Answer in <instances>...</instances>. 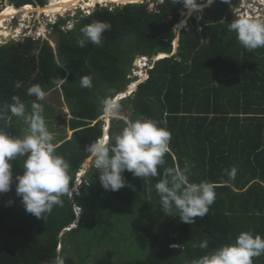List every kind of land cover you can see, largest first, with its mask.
<instances>
[{
    "label": "trees",
    "instance_id": "obj_1",
    "mask_svg": "<svg viewBox=\"0 0 264 264\" xmlns=\"http://www.w3.org/2000/svg\"><path fill=\"white\" fill-rule=\"evenodd\" d=\"M1 1L16 7L43 8L50 3ZM183 10H190L183 0H164L152 8L138 3L98 8L90 15L79 13L75 27L67 32L61 26L72 18L60 19L53 27V44L30 37L0 46V102L11 103L14 95L23 103L35 100L26 94L33 84L46 95L62 91L72 134L56 152L70 163L75 183L87 162L86 146L104 134L101 98L110 89L119 94L127 90L137 56L171 55ZM235 16L229 2L215 0L199 22L201 33L193 19L189 31L181 32L177 54L157 61L149 78L120 101L130 106L131 119L152 118L171 132L170 152L159 172L188 162L193 181L216 185L209 213L192 225L182 223L161 211L154 187L159 177L144 179L125 171L127 186L112 192L101 186L99 172L92 167L74 203L65 195L63 207L55 206L45 219H38L26 212L13 184L0 195V264H51L58 254L66 264H117L115 246L118 238L125 242L130 223H137L130 232L143 234L149 250L145 258L122 264H191L205 252L234 242L242 231L264 237V48L250 51L239 43L236 33L228 30ZM96 21L111 24L101 45L80 47V29ZM85 75L92 76L90 89L80 86ZM13 117L9 114L0 127L16 136ZM125 118L112 121L110 143L125 126ZM22 159L11 161L14 179L23 174ZM232 167L237 170L234 180L225 171ZM77 206L81 223L71 228ZM205 238L209 247L201 250L197 245ZM173 244L182 248H172ZM103 246L104 252L98 253ZM253 264H264V255L254 257Z\"/></svg>",
    "mask_w": 264,
    "mask_h": 264
},
{
    "label": "clouds",
    "instance_id": "obj_2",
    "mask_svg": "<svg viewBox=\"0 0 264 264\" xmlns=\"http://www.w3.org/2000/svg\"><path fill=\"white\" fill-rule=\"evenodd\" d=\"M251 1L252 6L242 10L258 9L263 14L264 1ZM156 2L151 4L154 6ZM172 3H177V0H172ZM183 3L190 10L199 7L196 0H183ZM212 3L213 0H207L208 5ZM140 5L146 4L143 2ZM57 23L58 21H52V24L48 25L49 28L43 32L51 35ZM110 28L111 24L104 21L85 25L80 29L81 38L77 43L80 47L88 43L101 45L103 33ZM228 30L236 33L237 40L245 49L251 51L264 48V18L238 15L228 24ZM39 32H42V29L32 30V34ZM20 35L21 33L19 37ZM11 40L18 42L16 38ZM177 47L174 48L172 55L166 54V57L177 54ZM161 54L152 56L151 60L149 56H142L141 58L148 59L145 67L154 68L157 61L166 58ZM141 58H138L137 62ZM61 82L54 81V83ZM80 86L92 88V76H82ZM26 94L35 97L30 112L26 110L25 103L19 96H12L11 103L0 102V121H6L11 114L23 118L28 126L27 133L19 136H12L5 131V128L0 127V195L9 192L15 184L16 194L21 197L26 212L38 219H45L46 214L51 213L55 206L63 207V196L67 195L70 198L73 196L76 184L70 175V163L62 155L57 154L55 136L46 125L43 115L44 106L40 103L45 100L46 92L39 84H33L27 88ZM126 97L110 89L109 94L100 100L102 113L110 119L120 118L122 115L120 101ZM171 139V132L155 119L144 116L136 119L125 118V126L118 135L111 138V143L109 130L104 129L101 138L86 146L88 153L86 159L90 166L99 172L101 186L106 191L117 192L127 186L123 175L125 171L144 179L159 177L154 187L159 196L161 211L164 215L178 217L182 223L192 225L197 217L203 218L209 213L210 206L216 199V185L206 180L193 181L192 166L188 162L182 167L177 164L163 168L162 173L158 171V167L165 164V154L170 152ZM17 158H23V174L16 175L14 179L11 161ZM225 171L230 180L235 179L237 171L235 167ZM70 182L73 183L71 188ZM8 203L11 204L12 201ZM77 207L80 213L81 209ZM197 246L201 250L208 249L209 240L205 238ZM171 247L182 248V245L173 244ZM57 251L59 253V249ZM261 255H264V237L250 231H242L234 242L205 252L202 256L193 259L191 264H253V258ZM51 264H66L65 257L58 254Z\"/></svg>",
    "mask_w": 264,
    "mask_h": 264
},
{
    "label": "rangeland",
    "instance_id": "obj_3",
    "mask_svg": "<svg viewBox=\"0 0 264 264\" xmlns=\"http://www.w3.org/2000/svg\"><path fill=\"white\" fill-rule=\"evenodd\" d=\"M59 1L61 2L62 0H59ZM253 1L254 2L255 1L260 2V0H253ZM152 2L158 3L160 1L159 0H145L144 4H147L148 8H152V6H153L151 4ZM137 3H139V2H137ZM99 4H101V5H99ZM205 4H207V1H206ZM205 4L203 3V4H200V5L203 6ZM253 4H255V3H253ZM7 5L8 6H12L14 8H21V7L14 6L15 4L14 5L13 4H8L7 1L3 2V1L0 0V11L5 9L6 7H8ZM28 6H32L34 9L41 8V6H37V5L36 6H34V5L25 6L24 5L22 7H28ZM208 6L211 7L212 4L211 5H207V8H209ZM229 6H230L233 14L238 16V15H240L239 12L242 9H247L249 6H252V1L251 0H230ZM104 7L109 8V9H114L117 6H115L114 4H111V3L108 4V3L99 2L94 8L80 7V8H78V10H75V11L73 10L72 12L68 11L65 14H50V15H47L45 13L34 12L33 14L31 13V16L29 15L23 21H20V20L17 21L16 19H14L10 23L9 26H10V28L13 27V26L22 28L20 37L19 36L17 37V41L19 43H21V40L23 39L24 35H27L29 32L32 33V30L33 31H39V29H42V32H43V31H45V30H47L49 28L48 25L52 24V21L53 22H55V21L57 22L60 19L65 20V19H68V17H71L72 19L69 22L67 21V23L64 24L63 26H61V29H63V31H65V32H67L69 30H72L75 27L76 23H77V20H78L77 17H78L79 13H82V16H86L85 12H87V10L91 11V13H92L96 9L104 8ZM118 7H121V6H118ZM203 9H204V7L203 8L200 7L198 9H196V11L203 10ZM204 12L205 11H202V12H200V13H198L196 15L195 11H193L192 13H190V10L187 11V13L184 10L182 11V20H181V22L178 23L179 24L178 25L179 30L176 29L177 25L175 26V30H176V33H177V38H176V41H175V47L178 46V40H179V38L181 36L182 30L185 29V31H189V29L194 25L193 19H195V25L197 26V30L199 31V33H201V27H200L199 22L202 19ZM42 14L46 15L47 17L43 16ZM75 14H76V16L74 17ZM58 15H60V16H58ZM73 18H76V19H73ZM20 26H23V27H20ZM19 28H17V29H19ZM33 34H35V33H33ZM45 34H46V37L44 39L43 38H37V39L41 40V42L49 40L50 43L53 44L52 42H53V39L55 37L53 35V33L51 35H49L47 33H45ZM11 41H13V40H11ZM0 46H3V44L1 43ZM173 47H174V45H173ZM173 51H174V49H173ZM34 53H37V51L35 50ZM172 53H171V55H172ZM174 54L176 55V53H174ZM141 57L142 56H137L136 59L134 60L133 67L130 70V73H129L128 77H127L132 82H130L128 84L127 90L124 93H121L122 97H124V95L129 97V95H131L133 92H135L137 90L138 86L141 83L145 82L149 78L148 70L149 69H153V68L152 67H145L146 64H147L148 59L145 60L144 58H141ZM138 58H141V60H139L140 62L139 61L137 62ZM149 58L151 60V57H149ZM157 58L158 57H156V59ZM136 62H137V64H136ZM138 76L140 78H138ZM32 102L33 101L25 102L26 110L29 111V112L31 110V103ZM40 103H42L43 106H44L43 115H44L48 130L51 133L54 134V136H55L54 144L56 146H58L64 140L70 138V136L72 134V132L69 129V126H68V120L70 118V112L67 109V106H66V104L64 102V96L62 94V91L60 89L53 90L52 92H50L45 97V100L44 101H40ZM122 103L123 102H121L122 115H121L120 118H124V117L130 118V112H131L130 106H128V105L125 106ZM107 118L108 117H106L104 115L101 118V120L105 121V128L104 129L108 128V130H110L112 121H113V123L117 122V119H115V118H111L110 119L109 118L110 120L108 121ZM12 119H13V121H12L11 125H12L13 129L15 131L19 130V134H17L16 136L26 134L27 131H28V126L24 122L23 118L14 116ZM82 168L83 169L80 170L77 173V176H76V179H75L76 191L73 193V196L70 198L72 203L75 202V200H74L75 196L81 194V188L85 184V177L89 173L90 168H92V167L90 166V164L87 161L82 166ZM76 210H77V214H78L77 221H76L75 225H73L71 228L76 227V226L79 225V223H81L82 211H80V213H79V208L78 207H76ZM135 226L137 227V223H130L129 226H126L127 228H126L125 231L126 232L129 231V233H127L125 235V237H126L125 242H122L123 241L122 238H118L119 241L116 243V246H115L116 254L113 257V260L117 264L130 262L131 260H135L137 258H145L146 254H147V252L149 250L148 241L144 237L143 234H141L139 232H135V231L130 232L131 229L133 227H135ZM121 230H123V229H121ZM61 248H62V245H59V247H58L59 251H60ZM105 249H106V247L103 246L102 248H97L96 251L98 253H103ZM88 264H91V262H88Z\"/></svg>",
    "mask_w": 264,
    "mask_h": 264
},
{
    "label": "bare ground",
    "instance_id": "obj_4",
    "mask_svg": "<svg viewBox=\"0 0 264 264\" xmlns=\"http://www.w3.org/2000/svg\"><path fill=\"white\" fill-rule=\"evenodd\" d=\"M141 1L142 0H62L60 2L59 0H51L49 5L46 7L44 6V8L41 7L34 9L32 6L14 8L12 6H8L5 9H3L2 12L0 13V44L1 43L4 44L6 41L11 40L12 38L17 39V37L21 33L22 28H19V31H16L14 28L10 29L9 25L14 19L23 21L29 15L31 16V13L33 14L34 12L45 13L47 15L65 14L68 11L72 12L73 10L74 11L78 10V8L80 7L94 8L99 2L108 3V4L111 3L114 4L115 6H124L130 3L136 4L137 2H141ZM214 1L215 0H213V3ZM27 5H31V4H27ZM207 5L199 6L198 8L204 7V9H207ZM193 11H196V9L190 10V13H192ZM161 55L162 57L167 56L166 54H161ZM125 96L126 95H124V97ZM107 119L108 121L110 120L109 118Z\"/></svg>",
    "mask_w": 264,
    "mask_h": 264
},
{
    "label": "built area",
    "instance_id": "obj_5",
    "mask_svg": "<svg viewBox=\"0 0 264 264\" xmlns=\"http://www.w3.org/2000/svg\"><path fill=\"white\" fill-rule=\"evenodd\" d=\"M159 1L163 2L164 0H159ZM143 2H145V0H143ZM142 3H140V4H142ZM85 14L90 15L91 11L87 10V12H85ZM239 14L240 15H249V16H253L256 18H264V13L263 14L260 13V11H258V9L254 10V11H252V10H241L239 12ZM12 28L16 29V31H19V29H17V27H11V29ZM45 33H47V32H39L38 34H32L31 32H29L27 35H24L23 39L30 38V37H32L33 39H37V38H43L44 39L46 37ZM144 59L146 60V58H144Z\"/></svg>",
    "mask_w": 264,
    "mask_h": 264
},
{
    "label": "water",
    "instance_id": "obj_6",
    "mask_svg": "<svg viewBox=\"0 0 264 264\" xmlns=\"http://www.w3.org/2000/svg\"><path fill=\"white\" fill-rule=\"evenodd\" d=\"M205 5H207V4H205ZM125 6V5H124ZM124 6H122V7H124ZM200 6H202V5H200ZM208 7H210V6H208ZM206 9H203V10H198V11H195V14L197 15L198 13H200V12H202V11H205ZM11 41V40H10ZM9 40L8 41H6L5 43H7V42H10ZM136 64H137V62H136Z\"/></svg>",
    "mask_w": 264,
    "mask_h": 264
},
{
    "label": "crops",
    "instance_id": "obj_7",
    "mask_svg": "<svg viewBox=\"0 0 264 264\" xmlns=\"http://www.w3.org/2000/svg\"><path fill=\"white\" fill-rule=\"evenodd\" d=\"M8 6V5H7Z\"/></svg>",
    "mask_w": 264,
    "mask_h": 264
}]
</instances>
